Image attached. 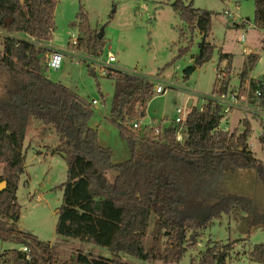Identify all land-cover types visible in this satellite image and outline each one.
<instances>
[{"label": "trees", "instance_id": "16d2710c", "mask_svg": "<svg viewBox=\"0 0 264 264\" xmlns=\"http://www.w3.org/2000/svg\"><path fill=\"white\" fill-rule=\"evenodd\" d=\"M56 5L57 0H0V29L50 42L56 27ZM172 6L191 34L190 43L180 47L178 57L190 50L196 32L201 36L199 51L184 70L188 79L213 56L216 45L208 37L215 12L196 8L192 1L186 4L175 0ZM254 23L264 30V0H255ZM73 26L78 30L79 48L93 55L102 51L105 42L91 28L83 6ZM180 35L187 39L186 30L182 29ZM2 45L0 183H7L0 192L3 219L13 223L20 219L17 193L26 168L24 144L34 117L56 130L59 140L51 150L63 154L67 164V179L61 185L62 204L56 212V233L107 248L111 254L78 253L72 258L73 264H129L122 255L178 263L215 219L231 215L238 208L249 214L251 225L264 226V213L252 198L223 188L238 169H253L264 188V163L250 150L253 126L248 119L243 120L241 132L220 130L224 118L221 107L205 102L202 110L196 105L189 112L182 141L177 140L175 123L164 129L161 125L136 129L133 124L145 116L147 102L154 97V84L132 74H109L115 91L107 119L118 128L131 154L116 163L112 150L100 143L97 130L89 126L93 103L45 74L48 51L15 37H5ZM232 58V54L221 53L217 68L225 60L226 76L222 80L217 77L213 92L229 91ZM257 59V54L246 56L240 87L249 79L250 94L260 91L259 106L264 109V83L250 78ZM90 74L97 77L92 69ZM261 126L259 142L264 150V121ZM151 224L156 234L149 239ZM0 239L10 240L4 227H0ZM11 241L27 245L31 258L13 249L10 263L4 264H53L57 255L54 246L31 235ZM235 243L209 240L199 264H227ZM249 258L264 264V244L254 245Z\"/></svg>", "mask_w": 264, "mask_h": 264}, {"label": "rangeland", "instance_id": "374dc122", "mask_svg": "<svg viewBox=\"0 0 264 264\" xmlns=\"http://www.w3.org/2000/svg\"><path fill=\"white\" fill-rule=\"evenodd\" d=\"M174 1L57 0L56 27L50 42L60 50L73 48L69 44L70 39L72 36L78 37V30L73 26V22L80 6H83L94 32L99 34L102 31L100 39L105 42L101 51L103 57L111 51L117 57L116 65L123 70L175 84L163 94L154 93V97L147 102L145 116L141 118L143 123L161 125L164 129L178 117V107L187 104L190 108L205 103L204 97L192 96L189 91L193 89L205 94L213 92L214 83L220 73L217 67L221 53H229L233 57L230 68L231 89L240 85V73L246 56L249 55L245 51L248 48L251 50L250 54L258 55L250 76L255 79L264 77V30L258 29L254 23L255 0H183L186 4L192 1L196 8L215 12L212 33L208 37V41L216 45L213 56L188 79L185 78L184 70L193 63V57L199 51L198 42L201 36L196 32L190 50L178 57L180 47L190 43L191 34L174 10ZM228 8L233 15L229 16ZM236 22L243 25L238 26ZM182 29L186 30L187 39L180 35ZM4 37L0 32V53L3 51ZM77 52L88 54L82 48ZM225 63V60L221 61L220 66L223 68ZM90 69L95 71L97 77L90 74ZM45 74L53 81L73 89L91 103L96 100L97 103H93L94 115L89 121V126L97 130L100 143L112 150L114 162H123L131 157L126 140L120 136L118 128L107 119L115 91L111 78L99 74L86 61H77L70 55L63 58L59 68L50 66ZM244 119H248L253 126L249 139L250 150L264 163V150L259 142L263 121L260 115L235 111L223 118L220 130L241 132L244 129ZM58 140V134L52 126L31 118L24 144L26 168L21 175L17 193L21 205L20 219L13 223L0 216V227L8 230L10 239H0V264L10 263V251L21 245L11 240L24 235L34 236L54 246L57 255L53 264H73L72 258L78 253L111 257L107 248L56 233V212L63 197L61 185L67 179V164L63 154L51 150ZM113 174L111 173V178ZM223 188L228 192H237L252 198L259 211L264 213V188L253 169L235 170L223 183ZM155 234L154 224H151L149 239ZM209 240L222 244L236 242L230 250L227 264H262L252 261L249 253L254 245L264 244V226L251 225L249 214L241 208L231 215L215 219L202 231L197 244L189 248L178 263L148 262L128 255H122V260L129 264H199ZM4 249L9 250L2 253L1 250Z\"/></svg>", "mask_w": 264, "mask_h": 264}, {"label": "built area", "instance_id": "2783aa9c", "mask_svg": "<svg viewBox=\"0 0 264 264\" xmlns=\"http://www.w3.org/2000/svg\"><path fill=\"white\" fill-rule=\"evenodd\" d=\"M2 34L5 37H15L19 39H23L26 41H29L31 43H34L35 45L45 48L48 53H47V65L48 68L54 67V68H59L63 58L66 55H70L71 57L75 58L77 61L84 60L86 61L91 67H93L95 70L99 72L101 75H109V74H114L117 72H122V73H127V74H132L136 75L139 77H143L150 81L151 83L154 84V93L156 94H163L167 91V88L175 86L173 83H168L166 81H162L159 79H154V78H148L145 76H140L137 75L134 71H128V70H123L119 66H117V57L116 55L109 51L106 55V57H103L101 55V51L98 52L97 55L93 54H84V53H78L77 50L79 49V44H78V39L77 37L74 38L73 36L70 39V44L72 45L71 50H60L55 48L51 42H45V41H39L36 40L34 37L26 34L24 36L17 35L15 33L8 32L6 30L2 31ZM244 39V36H243ZM246 53L250 54L251 50L248 48L245 50ZM80 52V51H79ZM226 66L223 68H220V73L218 75V78L222 80L226 76ZM261 83H264V77L259 78ZM247 83V82H246ZM244 84L243 87L234 88V89H229L227 93H215L212 92L210 94H205L202 92H199L197 90L190 89L189 94L192 96H196L198 98L204 97L206 100L205 102H211L213 104L219 105L222 109V113L224 117L226 118L227 116H230L233 114L235 111L239 112H251L260 115L263 118L264 121V109H262L259 106V99H260V91L257 90L254 92L253 96L250 94V82L248 81L247 84ZM93 103H97L96 100H93ZM201 106V110L203 109V105H198ZM192 107L188 108L187 104L183 107H178L177 108V113L178 117H176L174 123L178 125V130H177V140L182 141L183 140V135H184V129H185V124L187 121V116L189 112L191 111ZM223 121V119H222ZM222 123V122H221ZM154 125L152 123H143L141 120L138 122H135L133 124V127L136 129L139 128H152ZM158 131V129H157ZM20 252H23L26 254V259L31 258V253L30 249L27 245L22 244L17 248H14ZM9 249H4L1 250L2 253H5Z\"/></svg>", "mask_w": 264, "mask_h": 264}, {"label": "crops", "instance_id": "0c3cea01", "mask_svg": "<svg viewBox=\"0 0 264 264\" xmlns=\"http://www.w3.org/2000/svg\"><path fill=\"white\" fill-rule=\"evenodd\" d=\"M229 12H228V14H229V16H231V15H233L234 13H232V12H230V9L228 8L227 9ZM236 24L238 25V26H240V25H243V24H241V23H239V22H236ZM15 34H17V35H21V36H24V35H26L25 33H15ZM5 38V37H4ZM3 43V42H2ZM247 54V53H246ZM226 62V61H225ZM221 65V64H220ZM227 65V62L225 63V65L224 66H226ZM141 76V75H140ZM250 78H253V77H251L250 76ZM248 81H249V79L247 80V83H248ZM246 83V84H247Z\"/></svg>", "mask_w": 264, "mask_h": 264}, {"label": "water", "instance_id": "95a60500", "mask_svg": "<svg viewBox=\"0 0 264 264\" xmlns=\"http://www.w3.org/2000/svg\"><path fill=\"white\" fill-rule=\"evenodd\" d=\"M98 37L99 38H101L102 37V31H100V33L98 34ZM6 181H2L1 183H0V192H2L3 190H5V188H6Z\"/></svg>", "mask_w": 264, "mask_h": 264}]
</instances>
